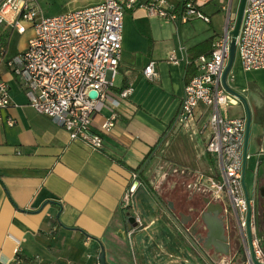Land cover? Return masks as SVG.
<instances>
[{
	"label": "crops",
	"instance_id": "crops-1",
	"mask_svg": "<svg viewBox=\"0 0 264 264\" xmlns=\"http://www.w3.org/2000/svg\"><path fill=\"white\" fill-rule=\"evenodd\" d=\"M168 1L175 6L194 2L211 21L174 22L149 14L143 6L126 13L122 62L110 98L119 99L120 91L127 86H133L134 90L129 98L120 100L119 119L114 129L104 135L100 150L72 140L64 128L30 105L6 61L26 49L34 32L28 30L30 36L21 47L12 45V37L18 32L8 25L0 27V79L8 83L12 98V104L0 111V264H100L101 244L105 246L108 264H184L181 223L185 221L192 230L190 208L196 204L189 207L185 204L180 216L174 215L143 183L134 196L138 213L134 210L129 215L123 211L122 199L132 172L139 169L149 178L147 174L152 172L159 154L171 150L169 147L178 131L191 133L193 141L182 148L178 143L172 153L177 156L181 149H194L198 159L209 158L213 163L214 167L210 172L206 170L207 173L216 170V160L205 147L211 134L206 133L210 130L206 126L211 108L196 109L189 131L173 126L185 86L197 73L192 75L188 70L189 61L212 52L225 33L229 16L236 19L240 0ZM146 2L139 0L140 4ZM150 62L155 63L157 71L154 81L143 72ZM235 62L236 59L233 67ZM237 64L228 75V83L240 92H250V82L238 76V68L244 69L239 56ZM251 108L253 122L247 168L250 160L256 157L257 160L249 178L246 172V184L256 203L264 249V102L257 99ZM110 111L108 103L94 116L95 128ZM227 114L243 116L245 109L244 113L235 115L234 109L229 108ZM8 118L16 120L13 126L8 124ZM174 163L177 164L174 161L167 164L166 175L183 180L192 200L201 203L202 214L211 203L223 205L200 190L193 176L181 174L182 167ZM193 165L197 168L200 163ZM150 183L153 185L151 180ZM152 202L169 217L141 209ZM219 216L227 221L225 211ZM137 218L143 224H136ZM239 247L235 234L231 237V250ZM212 257L214 263H227L225 254L214 250Z\"/></svg>",
	"mask_w": 264,
	"mask_h": 264
},
{
	"label": "built area",
	"instance_id": "built-area-1",
	"mask_svg": "<svg viewBox=\"0 0 264 264\" xmlns=\"http://www.w3.org/2000/svg\"><path fill=\"white\" fill-rule=\"evenodd\" d=\"M137 6L174 22L211 21L191 1L175 6L168 0H148L143 4L139 0H99L92 6L47 16L39 0H0V27L8 25L20 34L29 29L34 32L26 49L6 61L25 90L30 105L64 128L72 140L85 142L95 150L103 148L104 135L116 126L120 100L129 98L134 90L133 86H127L120 91L119 99L110 98L122 62L124 17ZM229 17L225 33L214 44L213 51L196 60L197 73L185 86L174 122L177 129L189 131L196 109L211 108L206 127L212 132L206 150L215 158L216 170L203 173L181 168L180 173L193 176L200 190L223 203L228 217L226 228L231 237L236 234L242 248L241 252L236 249L231 253L226 264H256L255 259L264 263L254 199H251L250 233L247 225L249 206L243 185L247 119L245 114L239 117L227 114L229 106L237 105L238 100L227 92L222 82L230 53V30L236 20L232 15ZM237 53L245 71L264 69V0H246ZM143 72L147 79L154 81L155 63L150 62ZM93 91L97 92L95 98L91 97ZM108 103L110 114L95 128L94 116ZM11 104L9 85L0 79V111ZM7 122L13 126L16 120L8 118ZM140 184L138 172H132L123 205L133 202ZM135 220L136 224H142L139 218Z\"/></svg>",
	"mask_w": 264,
	"mask_h": 264
},
{
	"label": "rangeland",
	"instance_id": "rangeland-1",
	"mask_svg": "<svg viewBox=\"0 0 264 264\" xmlns=\"http://www.w3.org/2000/svg\"><path fill=\"white\" fill-rule=\"evenodd\" d=\"M95 1L96 0H39L41 8H42V12L47 16H54V15L66 13L71 10H76V9L84 8L86 6H91V5H94ZM26 32L23 34L19 33L20 35L18 33L17 34L15 33L14 36L12 37V45L17 44L18 46H21V47L25 46V41L30 36V32L29 31L27 33ZM237 62H238V53H236V62L231 72L232 71L234 72V69H236V67L238 66ZM237 72H238V76L240 79L248 80V82H250L251 84L250 92L245 93L241 90V93L243 95H246L248 100L250 101L251 107L255 106V104L257 103V99L259 101L264 102V69H259V70H254V71H245L242 68H240V70L238 68ZM237 100H238V104H240L239 106H233V105L229 106L230 109L232 110L234 109L235 115L244 113V106L242 105V102L239 99ZM207 117L208 115H206V117L204 118L205 123L207 121ZM208 123H209V119H208L207 124ZM209 131L210 133L212 132V130L210 129V130H207L206 133L208 134ZM191 135H192L191 133L188 135L187 133L186 134L181 133L180 131L176 132L174 140H172L171 147H169L171 148V150L168 151L167 149L166 151L160 153L158 159L155 161L153 165L152 172L147 174L151 182L155 186V188H158L159 186H161V184L164 183L162 185L163 187H161V193H162V197L165 200L171 198V199H175L176 202H179V200H181L182 197L189 195L187 193V190H186L187 187L183 183V180L181 181L180 179H178V177H175L173 179L171 178L172 177L171 175L170 176L166 175L165 172L167 170L166 169L167 164H171V162L174 161L177 163V164L174 163L176 166H180L182 168L197 169L203 173L204 172L207 173L206 170L210 172L212 170L211 168L214 167L213 163H211V160L209 158L208 160L204 157H201L200 159H198V156H195L196 152L194 153V149L193 150L190 149V151L189 149L188 150L181 149L180 154L178 153L179 155L177 154V156L174 153H172L175 147H177L178 143L180 145L179 148L180 147L182 148V146L185 144L189 145V141L190 142L193 141ZM208 139L209 138H207L205 142V147H206ZM194 157L195 159L193 160ZM256 160H257V157L253 158L248 163V168H247L248 178L250 177L251 171L253 169V165L255 164ZM196 162L200 163L199 167L197 168L193 165ZM209 167H210V170L208 169ZM181 176L183 175H180V177ZM140 185L143 186L142 184ZM135 197L133 199V202L130 205L128 206L123 205L122 210L127 211L129 215H131L132 214L131 212L134 210H135L134 211L135 213H138L136 211L137 202H136ZM184 207H185L184 205L180 206V204H178L179 209H184ZM141 209L146 212L160 213V214H164L165 216L169 217V215L164 209H162L159 206H155L153 202L151 205L150 204L142 205ZM182 233L184 235V242H185L184 264H208L207 261L210 260L208 256L202 251V249L199 246H197V244H195L185 234L184 231H182ZM234 251L235 250H233L232 253H234ZM241 257L242 255L240 256V258Z\"/></svg>",
	"mask_w": 264,
	"mask_h": 264
},
{
	"label": "water",
	"instance_id": "water-1",
	"mask_svg": "<svg viewBox=\"0 0 264 264\" xmlns=\"http://www.w3.org/2000/svg\"><path fill=\"white\" fill-rule=\"evenodd\" d=\"M245 5H246V0H240L235 24L233 28L230 30V34H231L230 53L228 57V62L226 64L225 70L222 75V82L227 92L237 97L242 102L244 109H245L246 119H247L246 131H245V143H244L243 185L245 188L247 202L249 206L248 216H247V225H248V231L250 233L252 204H251L250 192L246 184V172H247L248 151H249V142H250V136H251V130H252L253 114H252V108L250 106L248 98L245 95H243L240 91L231 87L228 83V75L236 59L237 38H238L239 31L241 28L242 20H243ZM91 97H94V98L97 97V92L96 91L91 92ZM224 209H225L224 205L220 203H217V204L211 203L209 204L207 210L202 214V218L206 222L207 227L209 229V235L207 238L208 239L207 248L211 249L214 247L215 252L219 254L229 255L230 244L228 243V238L224 234L225 224L219 216L222 211H225ZM211 213L214 215L211 216ZM131 220H133V217L131 218ZM183 223H185V221H183ZM226 226H227V222H226ZM99 260H100V264H108L107 259H106V250L103 244H101V253L99 256ZM255 263L264 264V263L258 262L256 259H255Z\"/></svg>",
	"mask_w": 264,
	"mask_h": 264
},
{
	"label": "flooded vegetation",
	"instance_id": "flooded-vegetation-1",
	"mask_svg": "<svg viewBox=\"0 0 264 264\" xmlns=\"http://www.w3.org/2000/svg\"><path fill=\"white\" fill-rule=\"evenodd\" d=\"M171 209L170 211L174 214V215H179L181 214V210H179L178 207H176L173 202H170L169 203ZM190 211H192V220L193 221V227H192V230L189 229L187 227V224L185 225L183 222L181 223L183 226L184 229L183 231L185 232V234L195 243L197 244V246H199L202 251L208 256V258L213 261V257H212V254H213V251H214V247L209 249L207 248V238H208V235H209V229L207 227V224L206 222L204 221V219L202 218V210L197 207V206H194V207H191L190 208ZM221 220L224 222L225 224V236L228 238V243L230 244V253L229 255H227L228 257L230 256V254L232 253V250H231V235L229 234V230L226 229V218L223 216V217H220ZM191 220V221H192ZM181 222V221H180ZM194 226V224H196ZM205 230V232L203 231ZM193 232L195 233V236H193ZM206 244V245H205ZM227 258V257H226Z\"/></svg>",
	"mask_w": 264,
	"mask_h": 264
},
{
	"label": "trees",
	"instance_id": "trees-1",
	"mask_svg": "<svg viewBox=\"0 0 264 264\" xmlns=\"http://www.w3.org/2000/svg\"><path fill=\"white\" fill-rule=\"evenodd\" d=\"M213 51V50H212ZM188 70L192 73V75L194 73L197 72V65H196V60H190L189 61V65H188ZM174 128V126H173ZM139 174V177H140V181L141 183L145 184V186L148 187L149 191L158 199V201L160 203H162V205L164 207H166L168 210L171 209L169 203L170 202H173V204L178 207V204H180V206L182 205H187L188 207L191 206V203H195L197 207H200L201 206V203L198 202H195L194 200H192V198L190 197V195H187L185 197H182L181 200H179V202H176L175 199H164L162 197V193H161V187H163L162 185L164 184H161V186H159L158 188H155V186H153L151 183H150V179L147 178L143 172H141V170L137 169L136 170ZM193 201V202H192ZM201 201V200H200ZM179 210H182V209H179ZM242 248H238V251L241 252Z\"/></svg>",
	"mask_w": 264,
	"mask_h": 264
},
{
	"label": "bare ground",
	"instance_id": "bare-ground-1",
	"mask_svg": "<svg viewBox=\"0 0 264 264\" xmlns=\"http://www.w3.org/2000/svg\"><path fill=\"white\" fill-rule=\"evenodd\" d=\"M236 101L234 100V103H235Z\"/></svg>",
	"mask_w": 264,
	"mask_h": 264
}]
</instances>
